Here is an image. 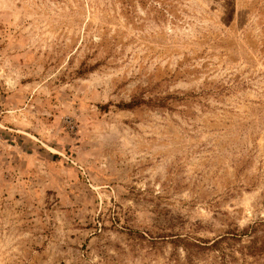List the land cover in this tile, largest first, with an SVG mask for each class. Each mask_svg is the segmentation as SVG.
<instances>
[{
	"label": "rangeland",
	"instance_id": "374dc122",
	"mask_svg": "<svg viewBox=\"0 0 264 264\" xmlns=\"http://www.w3.org/2000/svg\"><path fill=\"white\" fill-rule=\"evenodd\" d=\"M178 235L264 264V0H0V264H190Z\"/></svg>",
	"mask_w": 264,
	"mask_h": 264
},
{
	"label": "trees",
	"instance_id": "16d2710c",
	"mask_svg": "<svg viewBox=\"0 0 264 264\" xmlns=\"http://www.w3.org/2000/svg\"><path fill=\"white\" fill-rule=\"evenodd\" d=\"M135 105V102H128L125 104L127 108H133ZM177 243L185 250L187 261L190 264H195L194 258L196 256L200 255V253H202V251H204L205 249H211L212 247L216 246L219 242L218 240H215L210 243L209 241H203L198 238L191 239L187 236L182 237L178 235Z\"/></svg>",
	"mask_w": 264,
	"mask_h": 264
}]
</instances>
